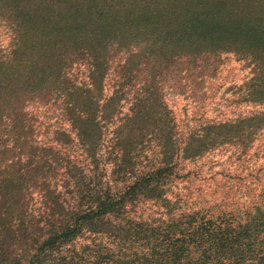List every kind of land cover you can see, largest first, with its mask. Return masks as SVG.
Returning a JSON list of instances; mask_svg holds the SVG:
<instances>
[{
    "label": "trees",
    "instance_id": "obj_1",
    "mask_svg": "<svg viewBox=\"0 0 264 264\" xmlns=\"http://www.w3.org/2000/svg\"><path fill=\"white\" fill-rule=\"evenodd\" d=\"M228 4L221 20L243 37L258 36L263 46L257 0ZM168 6L169 0H0V35L7 37L0 44V264H264V164L245 176L219 171L242 180L248 196L244 191L238 199L249 198L245 207L227 193L223 202L187 210L171 190L190 176L180 172L182 148L169 154L149 140L156 134L142 123L140 107L154 101L141 87L136 94L137 78L117 82L121 104L113 117L103 116L108 78H90L85 61H109L147 40L154 20L166 21ZM24 40L30 46L23 69L32 77L13 78L15 51L8 48ZM170 40L157 46V38L148 39L146 61L192 54L191 38L164 41ZM32 104L42 117L27 109ZM259 105L206 150L229 144L232 157L236 150L246 157L264 131ZM259 150L249 169L264 143ZM197 165L193 177L205 166ZM151 184L158 190L146 194Z\"/></svg>",
    "mask_w": 264,
    "mask_h": 264
},
{
    "label": "rangeland",
    "instance_id": "obj_2",
    "mask_svg": "<svg viewBox=\"0 0 264 264\" xmlns=\"http://www.w3.org/2000/svg\"><path fill=\"white\" fill-rule=\"evenodd\" d=\"M228 1L169 0V11L163 17L169 24L165 20H154L147 40L132 43L128 51H120L109 57V61L102 57L85 61L91 72L90 78H108L106 86L110 91V102L103 110L107 119L118 111L122 88L117 82L125 78H137L134 81L136 94H139L137 88L141 87V95L154 101L140 107L143 111L142 123L156 134V137L149 136V140L158 141L167 153L172 154L176 147L182 148L185 159L181 164L184 169L180 172L189 170L190 176L177 179L171 190L176 196L184 198L187 210L208 206L214 199L223 202L227 193L235 194L236 204L245 207L249 198L247 189L238 186L242 180H227V176L219 171L233 168L235 174L245 176L264 164L263 153L259 161L250 167L254 170L249 169L254 158L258 157L255 153H260L259 147L263 146L264 131L246 157L235 151L233 157H239L242 162L238 165L232 163V147L229 144L206 150V145L212 141L231 135L232 127L247 122L246 117L262 109L259 102H264V45L258 44V36L243 37L233 30L230 22L221 20L229 10ZM257 4L258 15L260 11L264 13V0H257ZM179 36L193 40L192 54L178 52L172 59L156 61L150 58L146 61L150 57L148 48L151 43L148 39L157 38L156 45L165 46L174 41L165 42L166 38ZM6 42L7 37L0 35V44ZM29 46L24 40L7 47L8 51H15L13 78L32 77L25 74L22 61ZM173 50L170 48L166 53ZM128 55L135 57L134 61L121 64ZM106 63L108 69L100 77ZM27 109L40 117L44 115L36 104L28 105ZM50 124L55 125L54 121ZM205 152L203 157H197ZM199 162L205 166H200L197 177H193V168ZM261 174L264 179V174ZM143 190L152 194L158 187L151 184ZM244 191L247 196L240 197L239 201ZM226 202L232 203L229 199Z\"/></svg>",
    "mask_w": 264,
    "mask_h": 264
}]
</instances>
